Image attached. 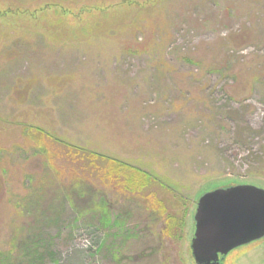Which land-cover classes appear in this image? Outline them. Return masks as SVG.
Wrapping results in <instances>:
<instances>
[{"label": "rangeland", "instance_id": "1", "mask_svg": "<svg viewBox=\"0 0 264 264\" xmlns=\"http://www.w3.org/2000/svg\"><path fill=\"white\" fill-rule=\"evenodd\" d=\"M0 13V264H196L198 195L264 187V0H0ZM90 151L149 182L129 189ZM82 176L109 223L82 215ZM166 214L181 218L168 235ZM223 264H264V236Z\"/></svg>", "mask_w": 264, "mask_h": 264}, {"label": "water", "instance_id": "2", "mask_svg": "<svg viewBox=\"0 0 264 264\" xmlns=\"http://www.w3.org/2000/svg\"><path fill=\"white\" fill-rule=\"evenodd\" d=\"M192 219L195 262L215 264L219 255L264 236V187L239 182L204 191Z\"/></svg>", "mask_w": 264, "mask_h": 264}, {"label": "trees", "instance_id": "3", "mask_svg": "<svg viewBox=\"0 0 264 264\" xmlns=\"http://www.w3.org/2000/svg\"><path fill=\"white\" fill-rule=\"evenodd\" d=\"M2 15L3 14L0 13V19L3 17ZM36 129H38L40 132H42V130H43L41 127H36ZM88 154L92 155V156L93 155H100L101 157L106 158V167L109 170L108 173L112 172V173H114L113 175H115L116 177H118L119 174H122L123 178H122L121 181L123 183H125L126 187H128L129 189L131 188V189H134V190H137V189L139 190L143 186H145L147 184V182H149V180H150L149 172H147L146 170H144V169H142V168H140L138 166L132 165V164L127 163V162H124V161L119 160V159H117L115 157H112V156H107V155L105 156L104 154H100V153L95 152V151H90V152H88ZM76 181L77 182H73L72 185H74V188L73 189L70 188L71 189L70 192L71 191L75 192L76 188L79 189L78 192L80 193V199H81V201H83L84 204H86V206H84L83 208L81 206L82 215H86L87 212H88V216L90 215L91 218H93L95 216V217H97V219L100 222H103V224L105 222H108L109 218H108L107 215H108V213L110 211L108 209L109 207H107L106 204L104 205V204L100 203L98 198L96 199L95 195L97 193L96 194L93 193L95 187H93L90 184L89 180L86 177H84V176L79 177V179L76 180ZM90 190H92V193H89ZM149 198L155 204L158 205V207L160 208L161 211H163V212L165 211V207H164V205H163V203H162V201L160 199H158L157 197H155L152 194H149ZM123 211L127 212V210H123ZM192 212L188 213L189 222H192ZM116 218L120 219V217L118 215L116 216ZM117 219H114V220L117 221ZM180 219L175 218V216H172L171 214H166L165 222L167 223V227L165 228L164 231H165V233L167 235L171 234V226L174 223H176V225H177V222ZM111 221L113 222V220H111ZM96 229H99V228H96ZM125 231H126V229H122V228H118L117 229V232H125ZM190 254H191V252H190ZM191 258H192V256H191ZM21 261H19V264L21 263ZM24 262H26V261H24ZM51 262H53V259H52ZM220 263L221 262H219L218 264H220Z\"/></svg>", "mask_w": 264, "mask_h": 264}]
</instances>
